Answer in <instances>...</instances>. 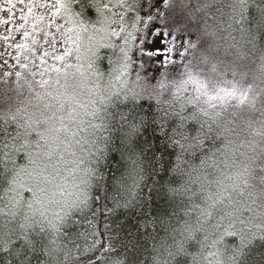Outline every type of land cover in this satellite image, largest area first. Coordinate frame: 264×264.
<instances>
[{
    "label": "trees",
    "instance_id": "trees-1",
    "mask_svg": "<svg viewBox=\"0 0 264 264\" xmlns=\"http://www.w3.org/2000/svg\"><path fill=\"white\" fill-rule=\"evenodd\" d=\"M179 1L169 0L166 25L159 17L146 18L153 49L164 47L153 34L155 25L181 30L191 18L190 38L193 42L199 38L196 56L207 57L209 67L216 63L227 70V79L248 97L244 105L225 112L221 124L231 131L213 124L221 135L213 133L204 150L197 149L194 156H181V149L168 138L174 122L165 127L168 136L160 128L158 109L167 108V103L158 105L155 96L150 100L148 95L162 93V102L179 95L182 101L193 90L184 92L172 84L151 88L152 81L183 77V68L161 66L159 57L141 51L137 74L114 92L119 96L103 104L100 117L105 111L126 113L137 123L143 117L142 131L130 144H122L127 125L121 128L113 121L110 131L97 128L81 192V198L89 197L88 206L71 204L62 219L49 217V222L33 217L39 221L24 226L20 222L31 213L27 204H20L22 194L15 178L28 160L35 135L21 100L0 104V130L7 129L0 131V233H13L11 247L21 250L19 256L0 252V264H113L117 260L123 264H264V240L258 239L264 235V45L257 41L253 47L241 32L228 27L230 0H188L187 7L177 5ZM95 2L83 0L90 18L96 9L87 5ZM259 2L249 0V5ZM250 11L255 14L254 8ZM201 67L207 71L205 65ZM141 86L148 88L141 97L124 99L129 89L139 91ZM201 160L206 163L194 174L195 182H189V163L200 165ZM93 197L98 199L93 202ZM225 230L237 235H227ZM254 235L257 239L249 245ZM25 236L36 251L25 245ZM108 245L111 249L105 250Z\"/></svg>",
    "mask_w": 264,
    "mask_h": 264
},
{
    "label": "snow or ice",
    "instance_id": "snow-or-ice-1",
    "mask_svg": "<svg viewBox=\"0 0 264 264\" xmlns=\"http://www.w3.org/2000/svg\"><path fill=\"white\" fill-rule=\"evenodd\" d=\"M88 7H94L97 12L103 15L104 12H112L114 7L133 9L135 8L139 11L142 7L147 8L148 11L144 13V16L148 20H155L157 17L161 19L164 25L167 24L170 19L165 15L169 9V0H136L135 4L128 3V0H119L115 5L109 0L108 3L100 4H88ZM210 5L205 4L203 7H209ZM231 12L229 14L228 27L236 31L241 32L243 37L248 39V42L256 46V42L259 41L264 45V0H260L259 3L254 5H249V0H230L227 5ZM75 7H80L83 9L85 7L83 0H0V41L6 45L3 51H0V66L7 67L8 60L5 59L7 53L8 56H12V53L7 52V49L14 48L17 50H27L31 54V59L29 63L33 66L35 71L32 73L33 76L39 75L41 80L38 82L40 87H44L48 84V80L43 79V77L49 72H55L57 76L63 72L65 83L64 87H75L73 83L69 85L67 72L68 68H75L76 72L72 73L73 80H75L76 74L78 73L81 77L83 73L80 71L82 65L80 61L82 56L80 54L79 47H73L76 44L75 30L69 25L76 23L80 24V27L87 31V28L83 25L82 21H77L74 19L77 13L73 11ZM183 7H187L186 4ZM250 8L255 9V14H252ZM42 10V11H38ZM117 16L123 18V14L116 12L113 13ZM135 19L140 20L139 16ZM107 20V17H105ZM185 31L183 34L179 35L181 43L179 46L176 41L178 39L177 33H179V28H173L171 31L168 30L166 26L155 25L153 28V34L160 39L164 44L162 48H155L151 51L143 52V55L150 57H159V63L161 66L177 65L183 68L181 73L186 76L187 79L182 81V85H193V95L185 96L182 101L179 95H174L173 100L164 101L160 100V95L162 93H157L153 91L148 95L151 100L153 95L156 98L157 104L167 103V108H160L158 111L161 113L158 120L160 121L161 131L164 132L166 136L168 133L165 131L166 125L174 122L172 135L168 138L171 140L173 146H178L181 149V156L184 153H192L193 156L197 149L203 151L204 144L206 140H209L213 133L217 136L221 135V132H217L213 128V124L216 128H221L223 131H231L226 126L221 124V120L224 119L225 112L228 107H239L244 105L248 97L243 93H239L236 85L232 80L227 79L228 72L225 69H221L218 64L212 63L209 67L207 57H197L196 51L198 50L199 38L196 42H193L189 37L190 29H187L185 25ZM107 37L111 40L112 37L117 39H123L124 45H119L112 42H104L96 45L89 46L88 56V68L93 69L94 74L98 72L94 68L97 61L102 59H107L108 64L116 65L113 69L118 72L120 76L127 75V70L132 62V57L128 54V49L126 45L129 43V37H132L131 33H128L126 37H122L121 33L124 31L121 28L119 31L113 29L109 26L105 29ZM104 49H111L113 54H116V49H119V55L117 59L113 60L110 56H101L100 52ZM16 63L20 67L28 68V64H24L20 61L19 56H13ZM74 60L76 63H69V60ZM51 62V63H50ZM59 63V67L57 66ZM205 67H201V65ZM195 74H194V71ZM10 75V73H8ZM17 76L20 75L19 72L16 73ZM234 75V73H233ZM202 77V79H201ZM119 79V77H117ZM59 78H57L56 83H59ZM225 85H231V87H226ZM163 87V85H161ZM184 92L188 91L187 87H181ZM148 91L147 86H141L140 90L129 89L124 95V99H128L129 95L133 100L141 97L144 93ZM119 96L118 93H110L107 97L103 98L104 102H110L112 96ZM213 101H218L219 103H214ZM232 101H236L235 104ZM177 102H180L177 106ZM189 106L191 110L189 111ZM207 106V107H206ZM211 108L213 111H209ZM61 109H63V104H61ZM187 112V114H185ZM93 117L97 116V111L91 113ZM206 117L207 119H202ZM68 118L70 120L76 119L75 112H69ZM49 120L56 119L55 115L49 117ZM59 121L61 122V129L56 131H63V121L64 116H60ZM209 120L212 123H209ZM113 121L120 124L123 128L127 125V131L124 133V138L121 143H131L134 137H136L145 126V120L143 117L136 122V118H129V115L123 112H107L105 111L104 116L101 117V124L99 125H89L93 128H103L106 131H110L115 127ZM198 126V127H197ZM207 128V131H205ZM53 129H49L52 131ZM0 131H7V129H2ZM19 135V134H17ZM27 135V130L25 132ZM75 136V133H72ZM55 138V137H54ZM106 143L108 138H105ZM23 147V145H22ZM105 155V150H100V157ZM29 163L33 165V172L37 181H47V176L45 175L47 171V165H41L36 160H29ZM99 163V160L97 161ZM205 160H201L200 165H195L189 163L190 171L187 173L189 176V182H195L193 177L197 174L199 168L205 164ZM195 180H199V176L195 175ZM32 192V189H28ZM98 197H93L94 202ZM89 204V197L85 194L80 200L77 207L80 206L87 207ZM232 215V214H230ZM222 227V225H218ZM227 235H237V233L227 232ZM12 235L13 233L4 232L0 233V252L8 253L10 255L14 254L19 256L20 249H13L12 245ZM19 239V237H17ZM25 245L32 251H36L35 247L32 245L31 241L28 240L27 236L23 237ZM242 244H243V237ZM257 237L254 235L252 239L248 241V244L255 242ZM260 240H264V235L258 237ZM105 247V246H102ZM111 245L106 246L105 250H110ZM180 248L183 247L181 244ZM242 254V249L240 250ZM104 257H100V261H103ZM21 264H24L22 261ZM90 264H98L96 261H90ZM113 264H123V261H114Z\"/></svg>",
    "mask_w": 264,
    "mask_h": 264
},
{
    "label": "rangeland",
    "instance_id": "rangeland-1",
    "mask_svg": "<svg viewBox=\"0 0 264 264\" xmlns=\"http://www.w3.org/2000/svg\"><path fill=\"white\" fill-rule=\"evenodd\" d=\"M95 1V4L100 5L109 2V0ZM175 1L177 2V0ZM118 2L119 0H111L113 5ZM135 2L136 0H128V3L131 4H135ZM184 4L187 5L188 0H180L177 3V5ZM146 10L147 8L143 7L139 11L135 8L114 7L111 13L104 12L103 15L95 10V16L90 18L80 7L73 9L77 13L74 19L82 21L87 28V31H84L79 23L69 25L75 30L76 44L72 46L79 47L82 56L80 61L82 77L77 73L75 80H73L71 74L75 73L76 69H67L70 74L67 78L69 85L74 83L75 87H64L63 72L59 77L55 72H49L43 77V79L48 80V84L40 87L38 82L41 77L32 75L35 69L29 63L32 58L31 54L27 50L7 49V52L12 53V56H8L6 53L5 59L8 60V65L6 68L0 66V104L6 101L21 100V106L25 109V114L35 135V140L29 149L28 160L20 168L15 178V186L22 194L18 197L19 200L23 201L20 204H27L26 207L28 206L29 213L32 215L25 217L20 222L24 226L30 220L33 223L39 221L33 217L49 222V217L59 216L62 219L69 206L71 204V207L78 205L82 199L81 192L85 187L87 164L89 163L90 152L94 147L93 139L97 129L89 125L100 124V114L102 106L105 104L103 98L129 84L137 74L138 69H140L139 53L151 51L154 48L153 36H150L146 31L147 19L144 16ZM116 12L122 13L123 18L113 14ZM137 16L141 19H135ZM184 24L189 29L188 24H191V18ZM109 26L117 31L123 28L122 37H126L128 33L135 37L134 39L129 37V43L126 45L132 62L125 76H120L118 72L114 71L116 65L110 66L106 58L97 61L94 65V68L98 70L96 74H94L93 69L88 68L87 58L91 55L89 52L90 44L112 42L124 45L122 38L112 37L111 40L108 39L105 29H108ZM173 28L178 27L174 25ZM185 30V28H181L180 35ZM5 48L6 45L0 41V51ZM17 55L22 63L28 64V68L20 67L16 63L12 57ZM100 55L102 57L107 55L116 60L119 49H116V54H113L111 49H102ZM68 62L76 63L74 58ZM57 66H60L59 63ZM17 72L20 73L19 76L16 75ZM57 78H59V83H56ZM185 79H187L186 76L179 79H158L152 81L150 87L160 89L172 84L177 89L187 87L193 90V85H182V81ZM61 104H63V109H61ZM94 110L97 111L96 117L91 115ZM73 111L76 114V119L70 120L68 113ZM53 115L56 119L49 120L48 118L53 117ZM60 116L65 118L63 121L65 130L56 131L62 127L58 119ZM50 128L53 130L49 131ZM73 132L75 136L72 135ZM30 159L36 160L41 165H47L46 182L37 181L33 172V165L29 163ZM29 188L32 189V192L28 191ZM26 191L28 196H24ZM12 216L16 220L18 212Z\"/></svg>",
    "mask_w": 264,
    "mask_h": 264
}]
</instances>
